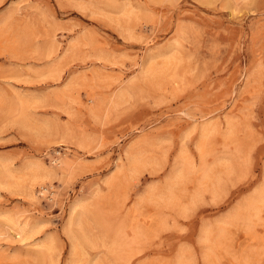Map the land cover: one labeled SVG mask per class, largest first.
I'll list each match as a JSON object with an SVG mask.
<instances>
[{"label": "rangeland", "instance_id": "obj_1", "mask_svg": "<svg viewBox=\"0 0 264 264\" xmlns=\"http://www.w3.org/2000/svg\"><path fill=\"white\" fill-rule=\"evenodd\" d=\"M0 264H264V0H0Z\"/></svg>", "mask_w": 264, "mask_h": 264}, {"label": "bare ground", "instance_id": "obj_2", "mask_svg": "<svg viewBox=\"0 0 264 264\" xmlns=\"http://www.w3.org/2000/svg\"><path fill=\"white\" fill-rule=\"evenodd\" d=\"M58 163H59V165L62 163V161L61 160H58ZM54 189V186L53 185H50L49 187H47L46 185H41V188H40V191H41V193L42 194H45V193H48V192H50V194L52 195V196H50V198L52 197V199H54L55 198V194H56V192H55V190H53V191H50L49 189ZM81 207V208H85V205L83 204V203H78V204H76V206L74 207V209L72 210V212H71V215L69 216V221H68V233L71 235V236H73L72 238L74 239L73 241H74V243H73V247L74 248H76L77 249V247H78V242H79V240H77V234L75 235V232H74V229H76V223H77V221L79 220V214L81 213V212H83L84 211V209H83V211L82 210H80V212L78 213V211L76 210L77 209V207ZM86 210V209H85ZM26 226V225H25ZM75 227V228H74ZM25 228H27V227H23V228H21L20 230H18L17 231V233L15 234L16 236H18V238L20 237V236H22L23 235V233L25 232ZM74 228V229H73ZM21 238V237H20ZM83 241V240H82ZM79 244H80V242H79Z\"/></svg>", "mask_w": 264, "mask_h": 264}]
</instances>
